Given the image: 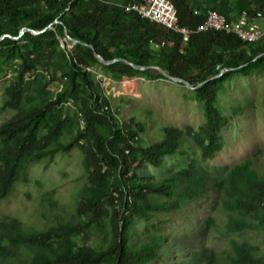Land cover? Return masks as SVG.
Wrapping results in <instances>:
<instances>
[{
	"label": "trees",
	"instance_id": "obj_1",
	"mask_svg": "<svg viewBox=\"0 0 264 264\" xmlns=\"http://www.w3.org/2000/svg\"><path fill=\"white\" fill-rule=\"evenodd\" d=\"M172 1L179 23L194 29L210 9L229 20L243 11L264 18V0ZM131 2L0 0V75L11 74L0 109L13 112L0 124V200L30 180L31 163L50 164L74 148L83 153L87 176L70 211L54 189L45 192L53 218L43 213L44 227L26 226L13 214L0 216V264H153L174 256L175 249L184 253L175 264H264V253L248 240L231 238L228 248L217 250L197 233L222 224L232 234L264 232L261 149L225 172L210 171L197 158L159 178L141 171L147 162L163 165L167 154H188L184 142L204 159L223 149L229 117L219 94L234 75L264 71V35L250 41L210 28L185 40L181 32L128 9ZM68 34L78 40L72 47L63 44ZM96 65L116 79L167 77L162 67L188 80L205 120L197 127L164 125L159 137L146 141V120L122 115L93 71ZM199 199L224 217H190L188 239L178 248L165 225L139 234L140 223ZM95 233L99 238L92 243Z\"/></svg>",
	"mask_w": 264,
	"mask_h": 264
},
{
	"label": "rangeland",
	"instance_id": "obj_2",
	"mask_svg": "<svg viewBox=\"0 0 264 264\" xmlns=\"http://www.w3.org/2000/svg\"><path fill=\"white\" fill-rule=\"evenodd\" d=\"M261 24L264 27V18L261 19ZM63 44L72 47L74 41L67 37L63 39ZM92 69L102 79L114 106L124 117L133 116L139 122L146 120L143 133L146 141L159 137L164 125L197 127L205 120L204 107L196 100L195 87L191 85L168 76L148 78L137 75L116 79L103 65H96ZM10 78V73L4 72L0 75V104ZM218 104L229 117V122L222 132L224 147L216 156L204 159L198 148L184 142V147L189 150L188 154H167L164 156V164L158 166L147 162L142 167V173L159 178L185 165L191 158H197L210 171L225 172L233 163L259 149L264 152V71L241 73L228 79L219 94ZM12 114L10 110L0 109V124ZM29 170L30 180L18 183L9 198L0 200V216L4 213L13 214L26 226L44 227L47 218L43 213H46L48 218H53V209L49 211V203L42 198L46 191L55 190V197L62 208L70 211L74 207L77 192L87 179L83 153L79 148H74L69 152L59 153L50 164L45 160L33 162ZM212 198L214 195L210 194L209 199ZM207 203V199L194 200L189 202L184 210L159 214L147 222L140 223L139 234L150 233L165 225L172 234L171 238L177 242L178 248L180 241L188 239L185 232L190 217L201 219L209 213L217 215L220 219L224 217L216 206H208ZM197 233L206 244L217 250L228 248L231 238H236L258 245L260 253H264V232L232 234L227 232L222 224L220 229ZM98 238L95 233L91 242L97 241ZM173 252L174 256L158 259L153 264H175L177 259L184 256L178 249Z\"/></svg>",
	"mask_w": 264,
	"mask_h": 264
},
{
	"label": "built area",
	"instance_id": "obj_3",
	"mask_svg": "<svg viewBox=\"0 0 264 264\" xmlns=\"http://www.w3.org/2000/svg\"><path fill=\"white\" fill-rule=\"evenodd\" d=\"M127 7L138 11L144 17L181 32L185 40H188L195 30L210 28L234 32L243 39H247L249 36H254L256 25L261 24L254 23V18H250L247 11H243L236 19L229 20L217 10L210 9L205 21L194 29L179 23L178 10L172 0H132Z\"/></svg>",
	"mask_w": 264,
	"mask_h": 264
},
{
	"label": "water",
	"instance_id": "obj_4",
	"mask_svg": "<svg viewBox=\"0 0 264 264\" xmlns=\"http://www.w3.org/2000/svg\"><path fill=\"white\" fill-rule=\"evenodd\" d=\"M45 29V28H44ZM44 29H33V31L35 32V33H39V32H41V31H43ZM24 32V29H22V31H21V34ZM20 34V35H21ZM19 35V36H20ZM15 37H18V36H15ZM68 37L71 39V40H73L74 42H76V41H78L76 38H74V37H72L70 34H68ZM97 56L103 61V62H106V63H110L112 60H106L104 57H103V55H101V54H97ZM134 65H136L137 66V64H135L134 63ZM142 67H145V66H142ZM162 71H164L165 72V74L168 76V77H172V78H174V79H176V80H178V81H180V82H183V83H186V84H188V85H191V83L188 81V80H186V79H184V78H182V77H179V76H174V75H171L170 73H168V72H166L162 67H159ZM223 71L224 70H222L221 71V73H223ZM220 73V74H221ZM192 87H196V86H193V85H191Z\"/></svg>",
	"mask_w": 264,
	"mask_h": 264
},
{
	"label": "bare ground",
	"instance_id": "obj_5",
	"mask_svg": "<svg viewBox=\"0 0 264 264\" xmlns=\"http://www.w3.org/2000/svg\"><path fill=\"white\" fill-rule=\"evenodd\" d=\"M254 23H261V20H259V18H254ZM263 35H264V27L262 24H259V25H256L255 27L254 36H249L246 40L255 41L259 39L260 37H262Z\"/></svg>",
	"mask_w": 264,
	"mask_h": 264
}]
</instances>
